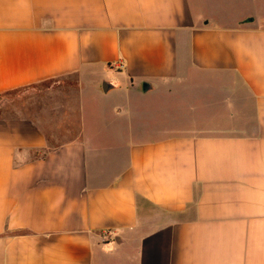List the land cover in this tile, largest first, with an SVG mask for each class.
Wrapping results in <instances>:
<instances>
[{
	"label": "crops",
	"instance_id": "1",
	"mask_svg": "<svg viewBox=\"0 0 264 264\" xmlns=\"http://www.w3.org/2000/svg\"><path fill=\"white\" fill-rule=\"evenodd\" d=\"M9 91L0 264H264V0H0Z\"/></svg>",
	"mask_w": 264,
	"mask_h": 264
},
{
	"label": "rangeland",
	"instance_id": "2",
	"mask_svg": "<svg viewBox=\"0 0 264 264\" xmlns=\"http://www.w3.org/2000/svg\"><path fill=\"white\" fill-rule=\"evenodd\" d=\"M19 95L16 94V91H9V92H5V93H1L0 94V101H7V99H14L17 98Z\"/></svg>",
	"mask_w": 264,
	"mask_h": 264
},
{
	"label": "water",
	"instance_id": "3",
	"mask_svg": "<svg viewBox=\"0 0 264 264\" xmlns=\"http://www.w3.org/2000/svg\"><path fill=\"white\" fill-rule=\"evenodd\" d=\"M110 83L109 82H105L104 85H103V88L105 90H107V88L109 87Z\"/></svg>",
	"mask_w": 264,
	"mask_h": 264
}]
</instances>
